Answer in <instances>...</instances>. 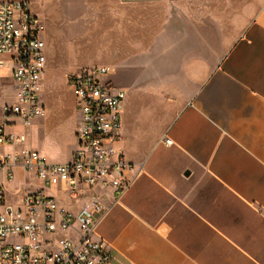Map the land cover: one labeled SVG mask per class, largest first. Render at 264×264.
Segmentation results:
<instances>
[{
    "label": "crops",
    "instance_id": "0c3cea01",
    "mask_svg": "<svg viewBox=\"0 0 264 264\" xmlns=\"http://www.w3.org/2000/svg\"><path fill=\"white\" fill-rule=\"evenodd\" d=\"M56 1L126 91L143 167L98 227L110 264H264V0Z\"/></svg>",
    "mask_w": 264,
    "mask_h": 264
},
{
    "label": "built area",
    "instance_id": "2783aa9c",
    "mask_svg": "<svg viewBox=\"0 0 264 264\" xmlns=\"http://www.w3.org/2000/svg\"><path fill=\"white\" fill-rule=\"evenodd\" d=\"M43 31L29 2L0 1V55L14 61L16 87V101L2 107L0 173L9 183L21 169L25 179L43 184L17 189L11 201L6 184L0 183V264H110L111 245L96 239L98 227L143 172L142 165L129 162L120 147L127 93L113 84L107 67L72 72L68 83L80 126L71 159L52 162L26 148L27 136L8 129L18 122L31 125L46 114L39 97L48 59ZM8 145L23 148L3 153L2 147ZM46 189L56 194H47ZM59 198L80 205V210L60 206Z\"/></svg>",
    "mask_w": 264,
    "mask_h": 264
},
{
    "label": "rangeland",
    "instance_id": "374dc122",
    "mask_svg": "<svg viewBox=\"0 0 264 264\" xmlns=\"http://www.w3.org/2000/svg\"><path fill=\"white\" fill-rule=\"evenodd\" d=\"M9 1H27L32 11L39 15V21L44 27L43 37L46 41L48 59L39 95L46 108L45 116L33 120L31 125L27 126L18 122L15 127L8 130L24 133L27 136L25 147L38 150L49 161L69 160L76 149L80 115L74 90L68 83V76L77 70L104 63L111 66V63L98 61L100 57L96 47L90 45L88 40L74 37L73 29H69L68 24L60 17L56 0H45V5H42L41 0ZM0 59L5 61V66L0 68V123H2V107L5 103L16 101V87L12 80L15 68L12 57L0 55ZM115 78L120 79L117 75ZM22 148L23 146L19 145L14 150L19 151ZM1 151L12 152L13 148L8 145ZM26 179L23 173L17 170L14 181L6 183L3 173H0V183L6 184L11 201H14L17 189L23 191L43 185L42 183L38 185L32 178ZM46 192L54 194L52 189H46ZM64 205L67 207L68 203L62 201L61 206Z\"/></svg>",
    "mask_w": 264,
    "mask_h": 264
}]
</instances>
